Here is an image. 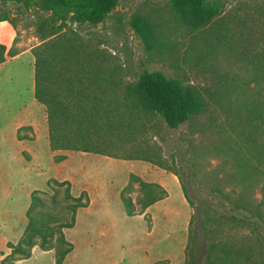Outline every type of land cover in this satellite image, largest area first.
Masks as SVG:
<instances>
[{
	"label": "rangeland",
	"instance_id": "1",
	"mask_svg": "<svg viewBox=\"0 0 264 264\" xmlns=\"http://www.w3.org/2000/svg\"><path fill=\"white\" fill-rule=\"evenodd\" d=\"M167 1L117 0L104 22L83 24L76 30L118 62L124 81L134 80L141 68L160 70L201 94L207 106L190 123L164 129L155 119L159 128L145 129L142 135L157 159L171 170L181 168L203 194L229 190L235 185L227 174L229 157L215 147L221 133L230 132L225 107L231 104V75H246L250 59L263 45L264 0H222V12L197 29L183 23ZM1 7L12 21H0V43L18 52L0 65V189L11 186V195H0V209L9 210L0 220L5 224L1 234L15 238L25 224L31 191H47L49 178L71 177L76 194L86 185L82 178L86 173L92 177L90 184L97 186L100 209L91 215L80 211L75 225L64 229L74 245L65 264H183L190 209L177 176L143 159L51 150L45 107L33 95L32 48L39 42L34 23L45 15L15 0ZM134 15L150 30L149 46L129 23ZM20 126L25 127L21 134L34 138L18 141ZM131 173L160 182L167 198L143 214H128L122 190ZM124 193L135 202L137 184ZM22 263L54 264L53 252L37 251Z\"/></svg>",
	"mask_w": 264,
	"mask_h": 264
},
{
	"label": "trees",
	"instance_id": "2",
	"mask_svg": "<svg viewBox=\"0 0 264 264\" xmlns=\"http://www.w3.org/2000/svg\"><path fill=\"white\" fill-rule=\"evenodd\" d=\"M8 1L0 0V21H12L1 7ZM15 1L45 15L34 23L39 42L32 48L33 95L45 107L49 148L143 159L174 173L190 209L183 264H264V42L250 59L247 74L231 75V104L225 107L230 132L221 133L215 147L229 157L227 174L235 185L205 195L181 168L171 170L157 159L142 135L145 129L159 128L155 119L164 129L190 123L207 106L201 94L160 70L141 68L134 80L124 81L118 62L76 30L104 22L117 0ZM167 4L192 29L207 25L223 10L222 0ZM129 23L149 46L146 22L134 15ZM17 53L0 43V65ZM22 128L16 130L17 140L34 138L21 134ZM134 182L135 202L124 193ZM46 186L47 191H31L24 230L15 243L7 242L9 252L2 254L0 264H18L35 245L52 251L54 264H65L74 245L64 229L75 225L77 210L88 205L89 196L85 190L74 196L67 179L49 178ZM167 196L160 183L133 173L122 190L131 215L143 214Z\"/></svg>",
	"mask_w": 264,
	"mask_h": 264
},
{
	"label": "crops",
	"instance_id": "3",
	"mask_svg": "<svg viewBox=\"0 0 264 264\" xmlns=\"http://www.w3.org/2000/svg\"><path fill=\"white\" fill-rule=\"evenodd\" d=\"M18 141H21V140H18ZM25 148V147H24ZM23 149V148H22ZM21 149V150H22ZM54 152H56L57 150H53ZM65 154V153H64ZM69 158V157H68ZM67 158V159H68ZM79 163H81L80 162V160H77ZM83 181L85 182V186H83L81 189H77V192H76V194H75V192H74V187H75V185H74V183H73V181H72V179H71V177H69V176H65V177H62V178H59V180H63V179H67V180H69L70 182H71V193L74 195V196H77L78 195V193L79 192H81L82 190H85L87 193H88V196H89V203H88V205L87 206H85V207H80V208H78V210H77V213H76V216L78 215V213L80 212V211H83L84 212V214H86V215H91L92 213H95V212H98L99 211V209H100V207H99V197H98V194H97V192H98V189H97V186L96 185H92V184H90L91 182L90 181H93L92 180V177H90V176H88L86 173L83 175ZM154 182H156V181H154ZM158 183H160V182H158ZM0 184H1V182H0ZM161 184V183H160ZM162 185V184H161ZM163 186V185H162ZM164 187V186H163ZM165 188V187H164ZM166 189V188H165ZM167 190V189H166ZM168 192V191H167ZM0 195H1V197H4V198H6V197H8L9 195H11V186H8V187H5V188H3V189H0ZM95 193V194H94ZM167 198V197H166ZM166 198H164V199H166ZM164 199H161V200H159V201H156L155 203H153L151 206H149L148 208H151V207H153V206H156V205H158V204H160V202H162V200H164ZM9 214V210L7 209V208H3L2 210L0 209V220H1V218L2 217H4V216H7ZM75 223H76V221H75ZM2 225H5V224H2V223H0V259L2 258V256L4 255V254H7L8 252H9V248L7 247V242H12V243H15L19 238H20V236H21V234H22V232H23V230H24V227H25V225H26V221H25V224L23 225V226H21L22 228H19V229H17V231H16V233H15V238H13V239H8V238H5V236H3L2 234H1V229H2ZM43 252V253H45L46 251L45 250H41L37 245H35V246H33V248H32V252H31V256L29 257V258H26V259H21V260H19L18 261V264H23L22 262H26L27 260H29L30 258H32L33 257V255L36 253V252ZM50 252H52V251H50ZM3 254V255H2Z\"/></svg>",
	"mask_w": 264,
	"mask_h": 264
}]
</instances>
